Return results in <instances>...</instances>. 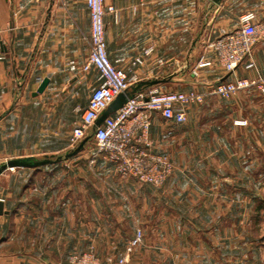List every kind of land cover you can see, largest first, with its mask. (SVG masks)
<instances>
[{
  "label": "crops",
  "instance_id": "crops-1",
  "mask_svg": "<svg viewBox=\"0 0 264 264\" xmlns=\"http://www.w3.org/2000/svg\"><path fill=\"white\" fill-rule=\"evenodd\" d=\"M106 3L116 8L105 21L117 67L142 80L184 82L177 90L204 98L185 107L184 123L152 114L154 148L174 164L161 186L119 174L102 156L92 162L91 136L76 155L4 171L0 198L9 212L0 215V264H68L83 251L104 262L125 257V264H264L263 209L255 207L264 185V93H209L206 80L227 78L216 61L192 74L204 35L238 26L247 10L263 20L264 0ZM0 26V161L65 154L80 143L71 144L76 104L82 111L89 101L78 92L98 83L96 69L88 83L82 71L91 49L86 0H0ZM148 47L154 48L149 55ZM136 57L143 63H134ZM259 73L264 39L236 69L239 77ZM45 77L46 89L35 95ZM241 119L247 123H235ZM137 228L143 237L131 247Z\"/></svg>",
  "mask_w": 264,
  "mask_h": 264
},
{
  "label": "built area",
  "instance_id": "built-area-1",
  "mask_svg": "<svg viewBox=\"0 0 264 264\" xmlns=\"http://www.w3.org/2000/svg\"><path fill=\"white\" fill-rule=\"evenodd\" d=\"M91 20V49L88 59L82 65V71H98V83L92 87L88 105L82 110L80 121L75 125L71 144L75 145L94 131V139L99 152L93 154L95 162L101 156L113 163L115 170L123 176L135 177L140 182L156 186L163 185L174 171L170 155L157 151L150 136L153 112L160 113L165 119L175 123L187 120L185 107L190 103L201 102L204 94L197 91H167L159 84L137 90L134 95L115 112L111 113L102 124L96 120L116 97L142 80L139 73H129L117 67L107 50L106 21L107 12H116L113 4L106 0H86ZM4 29L0 26V37ZM264 39V19L260 20L254 10L240 14L238 26L228 29L218 27L211 29L201 40L202 51L197 57L192 74L200 75L203 67H212L215 61L223 67L227 78L208 81L209 93L229 97L243 89H256L264 93V73L254 78L239 77L237 67L251 55L254 45ZM153 47H148L149 55ZM213 54V55H212ZM3 57L0 43V58ZM142 57H136L134 63H143ZM163 64L164 59L159 58ZM158 78V77H153ZM80 110V107H78ZM236 124H246V120H236ZM143 237V230L137 228L130 242L131 247L138 244ZM68 264H125L126 258L114 260L108 257L104 262L93 251L73 252Z\"/></svg>",
  "mask_w": 264,
  "mask_h": 264
},
{
  "label": "water",
  "instance_id": "water-1",
  "mask_svg": "<svg viewBox=\"0 0 264 264\" xmlns=\"http://www.w3.org/2000/svg\"><path fill=\"white\" fill-rule=\"evenodd\" d=\"M214 1L216 3L221 2V0H214ZM49 80H50L49 77H45L34 94L36 95L37 93L43 92L46 89ZM163 81L164 79L160 77L144 79L141 80L136 85L132 86L130 89L126 90L125 92L120 93L116 97V99L106 109L102 111V113L95 122L96 126L102 124V122L105 120L106 117H108L111 113L119 109L128 100V97L134 95V93L137 90L144 87H149L152 85L159 84ZM89 138L90 135L86 136L84 139L80 141L77 147L73 148L70 151H67L65 154L44 153L43 155L40 156L31 154V155L11 157L9 159H6L5 161L0 163V175L7 169H11L15 167H33V168L41 167L50 163L61 161L64 157L76 155L84 148V145ZM4 206H5V202L3 199L0 198V215L9 212L8 210L4 209Z\"/></svg>",
  "mask_w": 264,
  "mask_h": 264
},
{
  "label": "rangeland",
  "instance_id": "rangeland-1",
  "mask_svg": "<svg viewBox=\"0 0 264 264\" xmlns=\"http://www.w3.org/2000/svg\"><path fill=\"white\" fill-rule=\"evenodd\" d=\"M93 70L94 69H92L91 71H93ZM89 72L85 73V74H87V77H88L87 78V83L90 81V77H91V74H92V73L88 74ZM184 85H185L184 82H179L177 80H172V81L167 82L166 84H163L161 82L160 87L162 89H164V90L171 91V90L182 89V88H184ZM91 90H92L91 85H90V87H84V88L81 87L80 92H78L79 95H77V97L79 99H85L86 97L89 98ZM60 98H62V97H60ZM62 100L63 99H60V102H59L61 107H62V103H61ZM55 104H57V103H55ZM70 115H73V112L72 113L70 112ZM74 115L76 117L75 119H76V124H77L80 121L81 115H82V111L78 110V105L77 104H76V110H75V114ZM63 125H64V122L62 121L61 126L63 127ZM73 129H74V127H73ZM91 143H92V147L94 148L93 152H92V155L95 154V153H98V152L100 154L99 147H98L96 141L93 139L91 141ZM92 155H91L90 159L92 158ZM0 163H1V161H0ZM77 171H79V170H77ZM263 186L264 185L261 186L262 187V194H261V197H260L261 199L259 201H257L256 204H255V207H257V208L260 207L261 209H263L262 214H261V216L259 218V222H258V224H259V227H258L259 229L258 230H260V233H261V235L263 237L262 241H264V189H263ZM256 191H258V189ZM258 193H259V191H258Z\"/></svg>",
  "mask_w": 264,
  "mask_h": 264
},
{
  "label": "trees",
  "instance_id": "trees-1",
  "mask_svg": "<svg viewBox=\"0 0 264 264\" xmlns=\"http://www.w3.org/2000/svg\"><path fill=\"white\" fill-rule=\"evenodd\" d=\"M93 135H94V131L91 132L90 136L93 137Z\"/></svg>",
  "mask_w": 264,
  "mask_h": 264
}]
</instances>
